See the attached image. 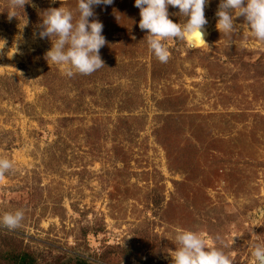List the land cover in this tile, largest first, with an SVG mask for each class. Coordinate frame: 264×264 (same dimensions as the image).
Segmentation results:
<instances>
[{
    "label": "rangeland",
    "instance_id": "1",
    "mask_svg": "<svg viewBox=\"0 0 264 264\" xmlns=\"http://www.w3.org/2000/svg\"><path fill=\"white\" fill-rule=\"evenodd\" d=\"M207 0L203 40L164 41L160 62L134 0L93 6L104 67L68 77L45 58L42 13L77 0H0V227L37 264H172L175 234L192 230L232 264L264 244V42L234 19L216 27ZM231 11V10H230ZM169 19L184 23L178 7ZM9 15H15L9 17ZM54 39V37H53Z\"/></svg>",
    "mask_w": 264,
    "mask_h": 264
},
{
    "label": "clouds",
    "instance_id": "2",
    "mask_svg": "<svg viewBox=\"0 0 264 264\" xmlns=\"http://www.w3.org/2000/svg\"><path fill=\"white\" fill-rule=\"evenodd\" d=\"M29 0H10L13 8H24ZM207 0H134L139 8V28L147 30V46L162 63L167 62L169 52L164 41L169 38L181 41L191 40L190 47L203 40V26L207 23L204 6ZM112 0H77L73 11L65 8H49L42 13V30L39 37H48L51 48L45 53L49 64L67 66L68 77L76 73L89 75L104 67L99 49L105 44L101 34L103 25L98 20H89L94 15L93 6L109 5ZM168 6L178 7L184 23H174L169 19ZM231 10V11H230ZM243 15L246 28L253 37L264 42V0H220L216 16V27L224 33H234V19ZM15 15H9V17ZM54 37V39H53ZM12 168L8 159L0 158V175ZM23 219L20 210L0 215V227L15 229ZM251 256L254 264H264V244L255 243ZM172 264H232L229 256L221 248L205 243L200 233L188 229L175 234V250L170 252Z\"/></svg>",
    "mask_w": 264,
    "mask_h": 264
},
{
    "label": "trees",
    "instance_id": "3",
    "mask_svg": "<svg viewBox=\"0 0 264 264\" xmlns=\"http://www.w3.org/2000/svg\"><path fill=\"white\" fill-rule=\"evenodd\" d=\"M14 244V246L3 250L2 261H4V264H37V259L34 255L29 251L23 250L21 243ZM77 263L88 264L84 258H79Z\"/></svg>",
    "mask_w": 264,
    "mask_h": 264
},
{
    "label": "built area",
    "instance_id": "4",
    "mask_svg": "<svg viewBox=\"0 0 264 264\" xmlns=\"http://www.w3.org/2000/svg\"><path fill=\"white\" fill-rule=\"evenodd\" d=\"M130 264H142V263L136 262V261L133 260Z\"/></svg>",
    "mask_w": 264,
    "mask_h": 264
}]
</instances>
